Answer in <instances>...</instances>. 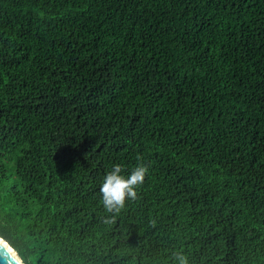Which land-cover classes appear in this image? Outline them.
Wrapping results in <instances>:
<instances>
[{
  "label": "trees",
  "instance_id": "trees-1",
  "mask_svg": "<svg viewBox=\"0 0 264 264\" xmlns=\"http://www.w3.org/2000/svg\"><path fill=\"white\" fill-rule=\"evenodd\" d=\"M0 235L26 264H264V0H0Z\"/></svg>",
  "mask_w": 264,
  "mask_h": 264
},
{
  "label": "clouds",
  "instance_id": "clouds-1",
  "mask_svg": "<svg viewBox=\"0 0 264 264\" xmlns=\"http://www.w3.org/2000/svg\"><path fill=\"white\" fill-rule=\"evenodd\" d=\"M124 171L123 165L114 164L111 170L105 174L101 183V204L108 213L118 214L124 208L127 200L136 198V190L143 184L148 167L143 162H138L130 174H122ZM0 251L3 252V255H0V264H15L13 250L3 239H0ZM173 260L174 264H188V259L182 251L174 253Z\"/></svg>",
  "mask_w": 264,
  "mask_h": 264
},
{
  "label": "water",
  "instance_id": "water-1",
  "mask_svg": "<svg viewBox=\"0 0 264 264\" xmlns=\"http://www.w3.org/2000/svg\"><path fill=\"white\" fill-rule=\"evenodd\" d=\"M0 239L7 241V243L11 246V249L13 250V258L15 260V264H26L22 256L17 251V249L5 237L0 235ZM0 255H3L2 251H0Z\"/></svg>",
  "mask_w": 264,
  "mask_h": 264
}]
</instances>
